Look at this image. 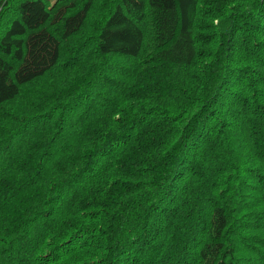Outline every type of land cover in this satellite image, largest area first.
Here are the masks:
<instances>
[{
    "label": "trees",
    "instance_id": "16d2710c",
    "mask_svg": "<svg viewBox=\"0 0 264 264\" xmlns=\"http://www.w3.org/2000/svg\"><path fill=\"white\" fill-rule=\"evenodd\" d=\"M0 264H264V0H0Z\"/></svg>",
    "mask_w": 264,
    "mask_h": 264
}]
</instances>
